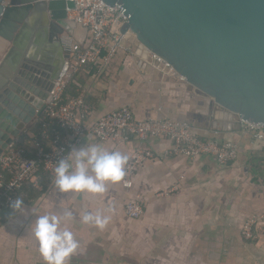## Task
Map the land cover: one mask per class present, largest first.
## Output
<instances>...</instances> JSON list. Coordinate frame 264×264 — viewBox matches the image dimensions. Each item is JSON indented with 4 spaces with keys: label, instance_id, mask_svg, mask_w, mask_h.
I'll list each match as a JSON object with an SVG mask.
<instances>
[{
    "label": "crops",
    "instance_id": "obj_1",
    "mask_svg": "<svg viewBox=\"0 0 264 264\" xmlns=\"http://www.w3.org/2000/svg\"><path fill=\"white\" fill-rule=\"evenodd\" d=\"M10 46L0 39V60ZM114 70L103 78L79 73L68 94L83 96L95 118L129 106L139 120L187 121L201 138L234 143L238 159L228 165L210 157L184 159L172 155L163 138L125 135L101 142L88 136L78 147L98 144L128 157L140 148L153 157L134 174L130 189L121 180L103 194L61 192L55 177L43 175L44 190L26 189L24 209L0 215V264H46L33 236L35 220L65 210L72 212L66 226L79 244L67 264H264V222L254 226L256 239L243 234L245 222L264 212V135L255 138L179 74L147 65L136 54L122 51ZM32 130H39V120L24 133L29 140ZM130 199L140 200V218L126 216ZM98 209L110 216L103 229L81 220L85 211Z\"/></svg>",
    "mask_w": 264,
    "mask_h": 264
},
{
    "label": "water",
    "instance_id": "obj_2",
    "mask_svg": "<svg viewBox=\"0 0 264 264\" xmlns=\"http://www.w3.org/2000/svg\"><path fill=\"white\" fill-rule=\"evenodd\" d=\"M120 4L136 54H155L230 116L264 127V0H102ZM71 0H0V155L39 120L65 79L60 36L86 33ZM0 211V215L9 213Z\"/></svg>",
    "mask_w": 264,
    "mask_h": 264
},
{
    "label": "built area",
    "instance_id": "obj_3",
    "mask_svg": "<svg viewBox=\"0 0 264 264\" xmlns=\"http://www.w3.org/2000/svg\"><path fill=\"white\" fill-rule=\"evenodd\" d=\"M71 1L76 6L68 11V19H73L86 33L82 42L68 32L60 36L61 46L70 56L71 65L65 79L51 93V100L39 119L38 137L33 136L34 140L28 147L14 146L0 155V211L13 212L11 201L22 199L26 189L43 191L42 176L54 178L56 162L66 157L71 148L81 145L88 136L101 142L117 141L125 135L139 140L163 138L171 143L172 155L184 159L210 157L221 165L238 159V147L234 143L201 138L187 121L171 118L139 120L129 106L95 118V108L83 96L69 95L67 90L79 73L92 72L100 78L112 76L122 51L136 54L135 35L123 32L129 19L121 11L120 4L110 6L102 0ZM136 55L147 65L157 69L168 68L177 74L167 62L151 52L147 56ZM238 122L255 138L264 135V127L241 118ZM152 157L151 151L140 148L131 154L122 179L124 188L132 187L134 174ZM124 211L129 219H137L143 214V206L140 200L130 199ZM259 221L264 222V212L245 222L243 234L246 239L257 238L254 226Z\"/></svg>",
    "mask_w": 264,
    "mask_h": 264
},
{
    "label": "clouds",
    "instance_id": "obj_4",
    "mask_svg": "<svg viewBox=\"0 0 264 264\" xmlns=\"http://www.w3.org/2000/svg\"><path fill=\"white\" fill-rule=\"evenodd\" d=\"M129 157L118 150L109 151L98 144L73 147L66 157L56 162L54 185L61 192L75 191L103 194L109 183L122 180ZM10 207L14 211L24 209V201L16 198ZM110 211V210H109ZM73 219L72 212L38 216L32 229L39 252L46 264H67L79 247L71 230L66 226ZM84 224L103 229L110 216L102 210L85 211L81 215ZM65 227H61V225Z\"/></svg>",
    "mask_w": 264,
    "mask_h": 264
},
{
    "label": "trees",
    "instance_id": "obj_5",
    "mask_svg": "<svg viewBox=\"0 0 264 264\" xmlns=\"http://www.w3.org/2000/svg\"><path fill=\"white\" fill-rule=\"evenodd\" d=\"M94 71V70H93ZM76 78V77H75ZM73 84V83H72ZM72 96V95H71ZM74 96H79V95H77V94H74ZM38 131L39 130H37V131H35V130H32L31 131V133H33L34 134V137H38ZM33 140L34 139H28V137H27V135H23V136H21V138L17 141V143H16V145H15V147H28V146H30V144L33 142Z\"/></svg>",
    "mask_w": 264,
    "mask_h": 264
},
{
    "label": "rangeland",
    "instance_id": "obj_6",
    "mask_svg": "<svg viewBox=\"0 0 264 264\" xmlns=\"http://www.w3.org/2000/svg\"><path fill=\"white\" fill-rule=\"evenodd\" d=\"M133 39H134V40H133V42H134L133 44L135 45V48H136V47H137V45H138V42H137V39H136V37H135V36H133Z\"/></svg>",
    "mask_w": 264,
    "mask_h": 264
}]
</instances>
